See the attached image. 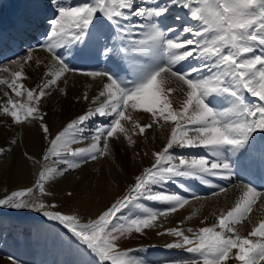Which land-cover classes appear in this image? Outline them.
Masks as SVG:
<instances>
[{
	"label": "snow or ice",
	"instance_id": "1",
	"mask_svg": "<svg viewBox=\"0 0 264 264\" xmlns=\"http://www.w3.org/2000/svg\"><path fill=\"white\" fill-rule=\"evenodd\" d=\"M45 7L50 14L40 22L43 42L0 66V73L7 74L0 76V85L12 93L4 92L0 115L15 126L35 127L46 142L39 158L23 153L39 168L36 179L0 197V212L27 209L58 222L92 258L80 264H147L121 243L149 232L170 238L164 248L190 254L162 264H264V218L252 220L254 210L264 209V191L240 179L244 170L238 172L234 164L237 154L248 158L256 136L264 135V0H46ZM173 7L186 10L193 23L164 26ZM138 32L142 38L134 39ZM41 51L45 59L36 55ZM65 53L87 60L102 57L106 63L123 60L132 78L72 66ZM26 67L43 69L31 88L23 83L31 79ZM73 77L96 82V89L88 84L76 96L86 110L53 132L45 102L54 93L66 96ZM157 131L165 142L143 152L150 164L94 217L64 212L49 202L50 185L58 178L114 161L116 144L135 148L139 139L148 141V133ZM17 143L14 136L9 146H0V155ZM193 149L206 154H180ZM258 156L259 187L264 188V144ZM181 181L206 186L215 199H227L230 190L239 195L210 226L207 217L200 222L205 226H185L196 211L165 226L170 216L209 198L164 191L169 184L190 191ZM245 226L250 227L246 234L241 231Z\"/></svg>",
	"mask_w": 264,
	"mask_h": 264
},
{
	"label": "bare ground",
	"instance_id": "2",
	"mask_svg": "<svg viewBox=\"0 0 264 264\" xmlns=\"http://www.w3.org/2000/svg\"><path fill=\"white\" fill-rule=\"evenodd\" d=\"M3 1V10L0 14V51L3 49V44L8 41L9 50L7 53L9 56H14L18 50L29 48H35L38 41L43 42L44 36L41 33L44 31L43 27L37 29L36 34L32 39H26L24 36L19 35L18 39H10L9 33L14 32L17 29L26 28V31L32 29L35 20L41 21V18L50 14L46 9V0H0ZM164 0H160L163 3ZM186 10L179 7H173L171 11L166 14L167 18L164 19V26H172L179 29L182 25L191 22L185 15ZM30 13L28 19H24L26 14ZM182 17L180 21L174 19L175 16ZM29 33H24V35ZM134 39H140L142 36L138 32ZM42 59L46 58L44 52L36 53ZM3 56V55H0ZM65 58L68 62L75 67L87 70L105 69L110 70L118 74L123 79L130 80L131 72L128 64L120 60L118 62H104L101 57L96 59H83L80 57L72 58L65 53ZM147 57L142 59L143 63L148 62ZM43 69L39 72L35 70H29L25 68V73L31 79L23 80L26 87H34L42 75ZM88 84H92V90L96 89V82L80 78H70L67 95H61L54 93L47 99L44 105V110L48 113L47 122L50 124L52 131L56 132L61 129L70 119L75 118L77 115L82 114L86 110L84 102H78L76 96L80 95ZM11 93L10 89L6 86L0 85V104H3L6 100L4 92ZM249 100L254 98L248 97ZM103 122V118L97 123ZM93 127V125H89ZM148 141H144L142 138L138 140V145L135 148L128 147L126 142H121L115 145V160H103L95 165L89 164L83 170L70 173L63 178H58L56 182L50 185L49 190L52 191L53 196L48 198L49 202H54L59 205V210L64 212H79L81 216H95L100 210L108 205L115 196L119 195L121 191L132 182L134 175L138 174V170L142 167H146L150 164L149 157L143 156L144 151L158 150L165 142L164 138L160 136L159 131L152 133L149 132ZM155 135L156 139L153 140L152 136ZM17 138L18 143L12 145V151L4 155H0V186L7 190L13 191L23 187L31 186L35 179L36 174L39 171L38 167H33L30 161H27L24 157V152L30 154H39L43 147L46 146V142L42 141L37 129L35 127H18L12 124L10 118H6L0 115V146L7 147L13 137ZM264 144V135L256 136L253 142V149L250 150L248 158H242L237 154L234 158V164L236 170L240 172L244 170L240 176L246 183L251 181L254 186L258 187V190L264 191V188H260L261 185V164L258 156V150L260 146ZM134 152H139L140 157H135ZM180 154L183 155H205L203 149L185 150ZM141 160L143 164H141ZM95 169H99L96 171ZM219 184L227 185L226 181H216ZM185 183L186 187L190 191H184L178 189L175 184H169L164 189L166 192H177L181 194L192 196L197 195L201 197H209L207 200L195 201L193 204L179 212V214L170 216L165 222V226H174L179 220L185 216L190 215L193 211H196V216L185 226L200 227L205 226L200 222L207 217L205 222L207 225H211L215 222L216 214H219L221 209H227L239 195L238 192L229 191L227 199L221 196L218 199L210 197V189L206 186L200 185L196 181H181ZM68 192L72 193V196L67 195ZM148 206L160 207V205L154 204L152 201H145ZM10 214L17 215L16 212L4 210L0 212V237H31L32 235H38L44 226V221L38 217H32L34 220L29 224L24 221L21 214L14 221H11ZM264 218V209L254 210L252 215L253 221H259ZM250 230V227L245 226L241 228L242 233ZM146 239L143 241L147 245L159 247L162 251V255L168 259L175 260L177 257L182 256L183 253L180 250H169L163 247L170 238L159 237L155 232H149ZM159 251V252H160ZM150 256V254L148 255ZM161 256V254H160ZM153 262L154 257L149 258ZM153 259V260H152ZM3 263V261L1 262Z\"/></svg>",
	"mask_w": 264,
	"mask_h": 264
},
{
	"label": "rangeland",
	"instance_id": "3",
	"mask_svg": "<svg viewBox=\"0 0 264 264\" xmlns=\"http://www.w3.org/2000/svg\"><path fill=\"white\" fill-rule=\"evenodd\" d=\"M3 1H0V14L3 10ZM49 15V14H48ZM30 13L24 16V19H28ZM45 17V16H44ZM40 24H37V27ZM29 40L32 38H28ZM25 49L19 50L14 56L8 57V59L1 58L0 66L7 65L8 61L17 57L24 56L26 54ZM0 76H7L6 73H0ZM10 193L0 186V197ZM9 211V210H8ZM16 212L17 215L25 214L23 218L26 223H31L34 217H38L43 220L44 226L38 235H32L31 237H0V264H80L82 260H91L92 258L87 254H84L82 247L78 248V242L74 237L58 222L50 221L44 217L42 213H38L32 210H11V213ZM17 215L10 214L11 221L21 218ZM23 216V215H22ZM33 217V218H32ZM145 236H133L125 238L121 243L122 249H132L130 256L134 258L143 259L147 264H162L163 261H171L162 255V251L159 247L155 248L147 245L143 240ZM142 246L145 250H142ZM160 251V252H159ZM150 254V256H148ZM161 254V256H160ZM190 254L183 253L180 258H188ZM154 257L153 262L149 258ZM3 261V263H1ZM95 264V261L92 262Z\"/></svg>",
	"mask_w": 264,
	"mask_h": 264
}]
</instances>
